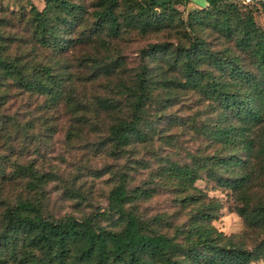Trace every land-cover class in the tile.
<instances>
[{
	"label": "trees",
	"instance_id": "obj_1",
	"mask_svg": "<svg viewBox=\"0 0 264 264\" xmlns=\"http://www.w3.org/2000/svg\"><path fill=\"white\" fill-rule=\"evenodd\" d=\"M170 1L92 0L87 10L77 0H43L40 8L30 4L7 13L0 6V135L15 121L5 111L12 91L39 98L50 111L63 109L76 124L77 116L93 117L105 151L117 157L131 142L150 137V101L169 106L182 92L195 95L201 106L190 120L203 142L189 162L169 161L158 171L160 183L192 206L180 236L146 226L132 206L150 191L129 188L124 169L113 170L106 194L105 212L116 217L117 228H105L90 216L45 211L28 192L38 193L53 174L0 150V264L264 261V236L246 246L217 230L211 221L220 198L194 185L204 177L228 188L242 201L238 212L245 223L264 227V204L251 203L247 188L254 157L264 155V22L258 25L253 15L264 14V0H205L184 15ZM129 32L164 37L138 47L129 79L117 76L116 98L89 96L84 83L118 75L123 62L111 50ZM80 43L97 48L85 54L86 71H77V56L74 65L67 55ZM101 113L110 118L101 121ZM17 179L24 193L10 196L6 191Z\"/></svg>",
	"mask_w": 264,
	"mask_h": 264
},
{
	"label": "rangeland",
	"instance_id": "obj_2",
	"mask_svg": "<svg viewBox=\"0 0 264 264\" xmlns=\"http://www.w3.org/2000/svg\"><path fill=\"white\" fill-rule=\"evenodd\" d=\"M91 1L77 0L87 10L91 8ZM203 2L191 0V5L199 7ZM246 2L251 4L254 0ZM170 3L183 15L191 8L180 0H171ZM30 4L40 8L43 0H0V6L6 13L20 6L28 8ZM253 15L256 23L262 25L264 14L254 11ZM163 37L161 33L145 36L135 32L125 33L116 40L111 50L112 56L119 54L123 62L118 75L98 77L93 82L84 83L87 87L84 91L89 96L116 98L118 93L114 84L119 76L129 79L138 62V47ZM96 49L94 45L80 43L77 49L68 51L67 55L74 65L77 56V71H86L88 68L83 63L85 54L94 53ZM41 51L39 55L44 52ZM197 101L195 95L182 92L176 97L175 103L169 106L162 107L155 99L151 100L145 114L146 121L150 122V137L141 142H131L114 157L105 151L102 134L93 117L82 120L77 116L76 124L61 108L50 111L39 98L10 91L5 111L13 114L15 121L6 135H0V150L5 149V153L16 161H31L39 171L53 174L38 193L28 192L42 201L45 211L57 216L65 213L79 218L90 216L94 223L105 228H117L116 217L105 212L106 194L115 182L113 170L124 169L129 188L139 186L145 192L150 191L149 196L134 200L135 205L132 206L140 218L146 221V226L168 235L180 236V228L186 222L192 206L178 200L181 193L175 188L160 183L158 171L169 161L189 162L190 154L203 148V142L194 132L190 120L201 108ZM100 117L101 121L110 118L105 113H101ZM66 127L69 131H66ZM263 156L253 159V173L247 183L251 203L259 201L264 204ZM194 185L205 194L220 198L218 215L211 221L217 230L246 246H251L264 236V227L245 223L238 212L242 201L228 188L206 182L204 177L197 179ZM23 190L22 181L17 179L6 193L12 196L14 193L23 194ZM249 264H264V261L258 259Z\"/></svg>",
	"mask_w": 264,
	"mask_h": 264
},
{
	"label": "crops",
	"instance_id": "obj_3",
	"mask_svg": "<svg viewBox=\"0 0 264 264\" xmlns=\"http://www.w3.org/2000/svg\"><path fill=\"white\" fill-rule=\"evenodd\" d=\"M204 4H205V0H204V2L202 3V5H204ZM188 5H190L191 7H194V6L191 5V0L188 1ZM202 5H201V6H202Z\"/></svg>",
	"mask_w": 264,
	"mask_h": 264
}]
</instances>
